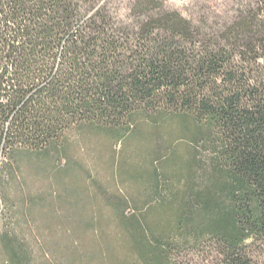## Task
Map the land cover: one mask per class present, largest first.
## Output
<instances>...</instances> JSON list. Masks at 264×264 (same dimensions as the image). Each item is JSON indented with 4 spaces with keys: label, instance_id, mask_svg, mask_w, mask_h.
<instances>
[{
    "label": "trees",
    "instance_id": "trees-1",
    "mask_svg": "<svg viewBox=\"0 0 264 264\" xmlns=\"http://www.w3.org/2000/svg\"><path fill=\"white\" fill-rule=\"evenodd\" d=\"M230 3L194 23L164 0H130L125 15L120 0H0L10 222L43 232L33 215L69 210L78 239L102 211L130 229L137 264H168L190 238L221 264H260L249 249L264 245V0ZM7 236L0 264H26Z\"/></svg>",
    "mask_w": 264,
    "mask_h": 264
},
{
    "label": "rangeland",
    "instance_id": "rangeland-1",
    "mask_svg": "<svg viewBox=\"0 0 264 264\" xmlns=\"http://www.w3.org/2000/svg\"><path fill=\"white\" fill-rule=\"evenodd\" d=\"M120 1L123 6L121 14L125 15L128 13L127 7L130 0ZM231 1L164 0L169 10L180 13L194 23L223 19L229 13ZM99 202L97 200L96 204ZM3 210V205L0 203V246H2L1 238L7 234L17 248L27 252L26 264H49L53 257H56L57 264H82L81 261L85 264H106L105 259L107 260L108 256L109 264H119L120 260L126 261L125 264H137L130 249L131 246L128 244L131 239L130 229L123 230L114 221L108 224L109 214L102 211L99 212L102 214L103 225L97 229V233L90 231L75 239L73 234L69 235V232L64 229L65 225L76 222L77 218L75 214L72 215V211L53 209L41 215H33L34 220L39 223L48 222L47 226L43 224V232H41L38 226L29 224L21 216L18 217L19 220L16 219V222H10V217L7 214L4 215ZM84 217L89 219V215ZM185 241L181 243L178 250L171 252L168 264H221L222 258L214 248V244L210 242L194 244L191 238ZM105 248L110 253L107 258L101 257ZM249 250L256 262L264 264V245L256 244Z\"/></svg>",
    "mask_w": 264,
    "mask_h": 264
}]
</instances>
